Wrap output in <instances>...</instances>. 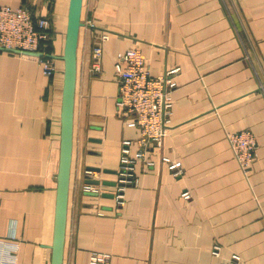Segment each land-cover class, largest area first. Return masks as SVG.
<instances>
[{"label": "crops", "instance_id": "0c3cea01", "mask_svg": "<svg viewBox=\"0 0 264 264\" xmlns=\"http://www.w3.org/2000/svg\"><path fill=\"white\" fill-rule=\"evenodd\" d=\"M70 2L0 6L49 20L48 51L62 57ZM132 48L154 77L177 70L174 127L151 146L152 166L135 165L120 206L122 151L131 142L136 154L139 132L118 113L115 66ZM76 59L63 264H91L93 254L109 264H264V0H83ZM55 65L48 77L38 56L0 49V260L11 252L18 264H51L64 61ZM242 130L258 143L250 172L228 140ZM165 158L182 163L181 175Z\"/></svg>", "mask_w": 264, "mask_h": 264}, {"label": "built area", "instance_id": "2783aa9c", "mask_svg": "<svg viewBox=\"0 0 264 264\" xmlns=\"http://www.w3.org/2000/svg\"><path fill=\"white\" fill-rule=\"evenodd\" d=\"M108 33L100 41L108 39ZM52 40L51 23L45 18H35L24 7L11 8L0 6V49L21 55L38 56L45 76L51 77L56 71L55 59L49 57ZM102 49L100 44L94 48V70L100 69ZM116 72L120 87L117 99L118 113L127 117V125L136 128L139 136L136 140L138 151L130 154L131 142H125L119 168V179L115 184L118 205L125 203V191L137 183L135 165L143 162L152 166L148 160L152 145H161L163 139L173 129V93L176 90L175 74L177 70L167 71L159 76H152L146 57L138 48H132L119 55ZM230 146L242 169L248 167L254 159L258 143L249 130L228 134ZM169 171L175 176L181 175L183 166L180 161L164 159ZM247 170V168H246ZM86 193H99L94 185H85ZM15 251V250H14ZM12 251V252H14ZM220 247L213 248V255L219 256ZM11 252L2 257L0 264H18ZM91 264H109L108 256L93 254ZM222 264H241L239 256H233Z\"/></svg>", "mask_w": 264, "mask_h": 264}, {"label": "water", "instance_id": "95a60500", "mask_svg": "<svg viewBox=\"0 0 264 264\" xmlns=\"http://www.w3.org/2000/svg\"><path fill=\"white\" fill-rule=\"evenodd\" d=\"M83 0H71L68 26L62 57L49 56L64 61V88L61 113L60 164L57 176V200L52 244L51 264H63L67 225V208L73 142V113L76 85V53ZM90 183H98L90 181Z\"/></svg>", "mask_w": 264, "mask_h": 264}, {"label": "rangeland", "instance_id": "374dc122", "mask_svg": "<svg viewBox=\"0 0 264 264\" xmlns=\"http://www.w3.org/2000/svg\"><path fill=\"white\" fill-rule=\"evenodd\" d=\"M257 150H258V148H257ZM257 150H256V152H255V156H254V159H253V161L251 162V164L248 166V167H245V172H250V170H251V167H252V165H253V163L256 161V159H257ZM246 168H247V170H246Z\"/></svg>", "mask_w": 264, "mask_h": 264}]
</instances>
